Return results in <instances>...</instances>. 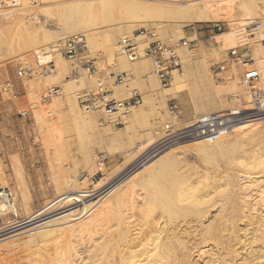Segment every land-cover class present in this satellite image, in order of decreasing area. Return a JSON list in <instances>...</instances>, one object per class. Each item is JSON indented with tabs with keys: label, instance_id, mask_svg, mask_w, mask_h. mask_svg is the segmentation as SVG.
<instances>
[{
	"label": "bare ground",
	"instance_id": "6f19581e",
	"mask_svg": "<svg viewBox=\"0 0 264 264\" xmlns=\"http://www.w3.org/2000/svg\"><path fill=\"white\" fill-rule=\"evenodd\" d=\"M22 1L26 2L25 0L15 1V10L22 9ZM60 1L61 0L58 2ZM134 1L142 2L143 7L140 6V4H134ZM189 1L195 2L196 0ZM54 2L56 3L57 1ZM186 2L188 1L74 0L70 3L67 2V6H64L67 7L68 10V18L66 20L67 26H65L67 27L68 33L78 31L83 33L86 32L88 34V41L92 46L95 45L99 39H102L101 33L103 31H100V27L104 24H108L107 20L110 17L112 18L111 14H113L114 11L117 14L116 16L124 17L126 14H128V16L133 15L136 18L138 16L137 19H140V21L116 22L115 16L113 19L114 22H111V26H109L111 27L110 30L108 28V32L106 33L108 43H110L109 41L111 40L114 42V39L118 35H125V33L130 34L135 30L136 26H140L142 19V22H154L158 20L156 18H163L162 22L158 21V23H162L160 26L162 25L163 27L159 29L160 26H156L159 31L162 29L161 31L164 32V37L166 39H171L170 37L173 36V34L168 35L167 28L171 30L174 29L181 35L184 26L194 25L200 22H221L225 25V30L214 34L213 42H211V45L214 46L212 52H206V46L203 44L199 48L195 60L201 62L206 70L208 68V57L211 58L210 54L212 57L218 55L222 56L224 55V51L230 48L236 46L240 47V45L244 44L252 45L256 57L255 65L260 73V78L258 77L259 82L257 84L264 86V0H200L198 1L200 7L192 10V12L189 11V14H186L187 10L179 9L178 7L179 5L186 4ZM95 3L100 5L98 10L92 9ZM112 5H116L113 12L111 10ZM62 7L63 6H61V8ZM116 9H118V11ZM172 10L180 12L178 17H171L168 14L165 18L163 13H169L170 11L172 12ZM247 27L250 28L248 29ZM45 32L46 31H44V33ZM24 33H21L23 38ZM39 34L41 35L42 33L39 32ZM42 35L43 37L45 36L44 34ZM33 36L36 37V33H34ZM47 36L46 34V38ZM140 36L141 35L137 37ZM25 37L26 38L22 41L20 40L19 43L23 48L29 47L31 42L35 43V39L32 38V36L30 38V36L25 35ZM175 37H178V34ZM36 40L40 41L39 39ZM171 40L173 41V39ZM10 42L7 43L11 44ZM97 44L99 45V41ZM109 45L111 46V44ZM113 45L112 43V46ZM142 46L144 47V45ZM41 51L42 49H37L35 51L37 53L36 57H38L40 62L42 61L41 63H45L49 57L52 59L51 53L49 54V52ZM52 53H54L56 59L57 70H63L66 65L62 62L64 61L63 56L54 50H52ZM182 55L186 61H191L190 54L185 50L182 51ZM118 58L119 64H117L119 66H117L120 70H129L132 68L145 69L144 71L148 73L149 83L159 87L154 73L151 68H149L150 63L147 58L129 62L121 51H118ZM48 73L50 72L43 74L46 81L48 79L57 80L58 77L60 78L58 72H52L54 74ZM129 77L132 76L127 75L125 81L120 85L118 84L115 89L116 94L121 98H124L123 96L128 88ZM208 80L211 84L213 83L211 81L212 79L210 80V75ZM238 80V76L235 78H225L223 82L220 81V84H216L213 92H215L219 98H221L222 95H227L230 105L239 106L244 98V87L240 85V81ZM181 82V75L174 73L170 87L163 90V92L157 96L158 100L163 103L165 100V93L174 90L177 91L180 88L179 85ZM150 84L142 85L145 88ZM224 99H226V97H224ZM262 100L254 99V107H264V102H262ZM52 104L57 105L58 99H54ZM76 104L77 103H71L69 108L73 115V119L75 117L77 123L80 121L84 127H94V116L91 114L93 112L90 113L85 111L87 113L83 114ZM49 105L47 107H49ZM246 106L248 109L252 107L250 103ZM47 107L37 108L36 113L34 112L37 118L35 120L49 123L47 125L48 130L46 134L54 145H56V149L58 148L60 151L62 130L59 123H57V119L56 121L54 119L52 121L54 117L51 118L49 115L50 111L47 110ZM142 107L143 104H140L139 108L131 112L129 110L125 112L122 109H118L116 112L112 113V116L113 114L114 117L120 115L125 120H134L144 114ZM261 110H263V108ZM257 119L248 123V126L241 125V127L237 124L239 128H237L236 134L245 135L247 132L249 133V131L261 128L264 123V115H260ZM36 124H38V122ZM203 125H201L203 126L202 128L193 131L181 132V130L174 135L169 134L170 136H166L161 138L158 142H155L151 150L146 153L143 152L144 156L139 158V160L137 158L136 160L138 161L125 171V174L127 172L128 174L123 179L122 177L125 174L122 171L125 168L117 171H109L112 173H106L105 169L101 166L99 171L102 173V177L94 182L97 185L94 186L93 189L98 191L105 187L102 191H106V197L103 200L104 204L98 209L97 206L91 204V202L87 203L84 200L85 193L80 192L65 196L49 211L38 214L29 213L28 218L18 223L13 220L10 221L7 227L0 228V240L6 238L11 239L7 241L4 240L5 242L2 241L4 243L1 242L0 253H4V249H8L11 245L14 246L13 243L15 241L17 242V239L19 241V239L22 238L29 242V240H31L30 238L37 235L39 239L33 240L32 238V242L30 241L32 243L31 246H46V249L51 246L53 250L51 254L49 253L50 250H48L49 254L47 253V256L43 258L42 264H85L88 258L89 260L90 258L93 259L92 264H261L264 260V232L263 229H261L264 227V222H262V219H264L263 155L255 158L252 164L253 169L255 167L258 168V170L256 168L257 172L260 174L258 176L252 175L251 172H247L246 170H248V168H243L247 167V165L244 166L243 159L238 160L236 166L239 169L231 167L235 168L231 170V168L226 165L222 167V170H217L218 173L214 174L213 177L209 176L211 174L207 173L209 175L204 176V179H202L201 175L196 184L200 186L203 185L202 187L198 186L202 189L199 188L200 191H198L195 184L197 191L201 195H194L195 197L192 199L189 198V200L185 198L182 200L179 196L184 190L189 188L195 189L193 185L195 181L185 187H180L179 182L182 180L180 177L181 174L175 168V164L181 160L180 154L189 150L207 154L210 146L213 147L219 144L218 137H223L227 133L222 132L220 128L210 129V126H207L208 124ZM83 126L82 129H84ZM231 127H233V125H231ZM38 130H41V128ZM232 141L234 142L233 139ZM177 148L180 149V151L175 153L174 151H177L175 150ZM251 149L252 148L247 152L249 153ZM230 151L228 153H231ZM255 153L256 152H254V154ZM251 154H253V152ZM238 157L239 159L243 158H240V156ZM247 159L249 158H246V162ZM14 160V162H16L14 166L17 168V173H15L17 174L18 187L20 188L22 197H24L27 193L23 176L24 173L21 172L20 165L18 166V160ZM142 162H145V165L138 167ZM231 163L235 164L233 161ZM99 165L102 164L100 163ZM2 179L4 180V178H1V180ZM3 187L8 186H3L1 184L0 189ZM8 188L11 190L10 187ZM11 192L13 195L12 190ZM135 196L139 197V199L137 197L138 201L134 198ZM181 200L188 201L184 203L181 202L182 204H180ZM11 206L13 207L11 208ZM9 211H12L13 215H17L14 195L13 205L7 206L0 202V212L2 214H7ZM83 215H85L84 218H82ZM53 217L56 219V223L52 221L50 223H55V225H53L54 227L50 228V230H48V228L42 231L41 227H43L45 223H48L49 219ZM73 221L77 222L73 223ZM39 228H41V230L37 232ZM23 242L20 244H23ZM28 244L26 245L28 246ZM7 251L8 250H6V252ZM236 256H239L237 260ZM42 257L43 256L40 258Z\"/></svg>",
	"mask_w": 264,
	"mask_h": 264
},
{
	"label": "rangeland",
	"instance_id": "374dc122",
	"mask_svg": "<svg viewBox=\"0 0 264 264\" xmlns=\"http://www.w3.org/2000/svg\"><path fill=\"white\" fill-rule=\"evenodd\" d=\"M25 1L26 2L22 1L23 4L21 10L5 13V15L4 12L0 10V152L2 153V157L0 159V185L2 184L3 186L11 188L15 199V207L17 209L16 216L11 213L2 214L0 212V221L4 223V227H7L10 224L9 222L12 220L16 221V223L25 220L29 217V213L38 214L49 211L65 196L80 192L85 193L84 200L87 203L91 202V204L96 205L98 209L104 204L103 200L106 197V191H102L105 187L99 189L98 191L93 189V187L97 185L94 182L98 181L100 177H102V173L99 171L101 166L105 169L106 173H112L109 171H117L125 168L122 171L125 174V171L131 168L133 164L139 160V158L144 156V153L151 150L155 145V142H158L161 138H164L172 133H177L181 130V132L193 131L202 128L204 126L203 124H208L207 126H210V129L220 128L222 132L227 133L223 137H218L219 144L214 145L213 147L210 146L207 154H202L201 152H196L194 150L185 151L180 154L181 160L175 164L176 170L181 174L180 177L182 180L179 182L180 187H185L195 181L193 185L196 189L193 190L189 188L182 191L183 193L181 192L179 195L182 200L184 198L189 200V198H194V195L198 196L200 194L198 191H200L199 188L203 185H197L196 182L201 175L202 179H204V176H208L209 174H211L209 176L213 177L214 174L218 173L217 170H222V167L226 165L230 168H237L236 162L238 160L243 159L244 166L247 165V167L243 168H248V170L243 168L241 169L251 172L252 175H260L257 172L258 168L254 166L255 168L253 169L252 164L255 158L262 155L264 156V123L262 126L263 128L261 127L259 129L249 131V133L247 132L245 135L236 134V130L239 128V125L248 126V123L259 118L260 115H264V107H254L255 104L253 105V101L250 96V89L241 80L242 69L237 62L229 59L228 50H225L224 55L221 54L222 56L218 55L212 57L210 54L211 58L208 57L207 71L201 62L195 60V56L203 44L206 46V52H212V48L214 47L211 45V42H213V36L214 34L225 30L224 24L221 22H200L194 25L184 26L182 28L183 31H181V35H179L176 30L167 28L168 35L173 34L174 36V38L173 36L170 37L173 39L172 41L171 39H166L164 37V32L161 31L162 29L159 31V29L163 26H160L162 23H158V21L162 22L163 18H156L158 19L155 20L156 22H142V19L140 26H136L135 30L130 33L133 35H130L129 33H125V35L123 34L124 36L118 35L119 37L116 36V40L114 39V42L111 40L109 41L110 43H108L106 33L108 32V28L110 30L111 27L109 26H111V22H114L113 19L117 15L115 11L113 12L116 5H112V18L110 17L107 20L108 24L103 23L104 25L101 24L103 26L100 27V31L103 32L101 33L102 39L98 40L99 45L97 44V41L95 45L91 46L86 32H67L66 20L68 18V10L67 7L64 6H67L68 3L73 2L74 0H61L62 2H58L59 0ZM54 1H57L58 3H55ZM186 1H188L186 4L178 6L179 9L187 10L186 14H189V11L192 12V10L200 7L198 4V1L200 0H196L195 2H191L189 0ZM139 2L140 1H134V4H140V6L143 7V3ZM61 6L63 7L61 8ZM99 6L100 5L98 3H95L92 9L98 10ZM116 10L118 11V9ZM179 13L180 12L177 10H172V12L170 11L169 13L163 14L165 18L168 14L171 17L176 18ZM8 17L11 18L9 19ZM134 17L135 16L133 15L128 16V14L124 15V17L116 16L115 21H140V19H137L138 16L137 18ZM156 25L158 27L160 26L159 29ZM10 27H14L12 28L14 30ZM139 28H154L156 31L158 30V35L165 44L176 45L177 52L181 60V68L174 72L181 75L182 82L179 85L180 88L177 91L174 90L169 91L168 93L166 92L163 103L158 100L157 96L160 95L163 90L170 87L171 83L166 88L160 86L154 73L151 60L141 51V49L145 47V37L140 36L134 38V41L139 44V49L141 51L140 55L135 60H128L125 55H123L129 62L140 60L141 58H147L150 63L149 68H151L154 73L159 87L149 83L148 73L147 71H144L145 69L132 68L129 70H120L118 67V51L120 52V49L117 46H119V41L123 37H134L136 34L135 31ZM247 28L249 29L250 27ZM44 31L48 32H45L48 35L47 38ZM33 32L36 33V37L33 36ZM39 32L45 36L43 37L41 34V37ZM21 33H24V38ZM77 34H83L85 37L87 36V50L82 52L77 59H69L68 57L62 55L64 60L62 62L66 65L63 70H57L56 59L54 57V53H52L53 49L50 51V48L56 45L60 40H64L67 37ZM177 34L178 37H175ZM25 35L30 36V38L32 36V38L35 39V43L31 42L29 47L27 46L23 48L21 44V46L19 45V43L20 40L22 41L26 38ZM181 38L196 39L198 45L195 49L190 51L185 46L177 44ZM36 39H39L40 41ZM5 41H11V44H8ZM112 43L115 45H113L114 47L112 46ZM109 44H111V46ZM142 45H144V47ZM240 47H245L249 50L253 58V66L258 72L255 65L256 57L252 45L244 44L240 45ZM37 49H42V51L52 54L51 58L54 64L52 72L59 73L60 78H57L58 82L56 79H48L49 81H46L44 75L40 73L32 77H17V68L20 61L26 60L34 65L37 61L40 62L39 59H36L37 53L35 51ZM183 50L190 54L191 61H186L183 58ZM216 57L219 58L217 59ZM85 59H94V70H87L85 65H82V62ZM216 65L222 66V69L216 70ZM52 72L48 74H54ZM121 72H124V78L119 85L125 81L127 75L132 76L128 78L129 85L126 89L125 95L123 96L124 98L118 96L115 91L118 84L114 82V76L115 74ZM258 74L260 78V73L258 72ZM209 75L210 80L212 79V84L208 80ZM237 76L239 79L238 81H240V85L244 87V98L239 106L230 105L227 95H222L221 99L215 92H213L216 84H220L225 78H235ZM7 80H11L13 82L12 89L5 88L3 86V83ZM258 82L259 81L256 82V87L262 90V102H264V86L257 84ZM141 83L145 85L150 84L152 86L149 85L144 88ZM134 89H136L141 96L142 102L140 104H143L142 110L144 113L142 116L134 120H125L120 115H116L114 117V114L113 116L112 113L111 115L106 114L103 110L90 111V113L93 112L91 114L94 116L95 126L84 127L79 120V123H77V119H75V117V120L73 119V115L69 109L71 103H77L76 105L82 113H87L81 106L79 99V95L84 92L96 93L99 90H107L109 98L122 101L127 99ZM224 97H226V99H224ZM54 99H58V106L55 104L54 106L52 104ZM171 102L177 104L175 112H171L169 109ZM244 103L246 105L250 103L252 106L251 109H248ZM140 104L130 108L129 111L131 112L132 110L139 108ZM48 105L49 107H47ZM44 106L47 107L48 111H50L49 115L51 118L54 117L52 118V121L53 119L55 121L57 119V123H59L61 127L62 138L60 140V151L58 148L56 149V145H54L52 140L49 139L46 134L48 130L47 125L49 123L35 120L37 119L35 116L37 108ZM262 108L263 110H261ZM116 119H120V123L115 124ZM37 122L38 124H36ZM231 125H233L236 129L231 127ZM82 126L84 129H82ZM40 128L41 130H38ZM246 141L249 143L247 144ZM223 147L224 149L226 148L225 151ZM249 147L252 148L249 152L250 154L247 152L250 149ZM175 150H177L174 151L175 153L180 151L178 148ZM229 151L231 153H228ZM252 152L253 154H251ZM254 152L256 153L254 154ZM238 156L243 158L239 159ZM137 158L138 160H136ZM246 158H249L247 159L249 164L246 162ZM14 159L18 160V166L20 165L21 172L24 173L25 189L27 192L25 195L26 197H22V193H20L21 191L18 187L16 174L17 168L14 166V163H16L14 162ZM232 161L235 162V164L233 163L234 166L231 163ZM145 162H142V164L138 165V167L144 166ZM100 163L102 165H99ZM235 168H231V170ZM127 174L128 172L123 175L122 179L127 176ZM1 178H4V180H1ZM165 180L169 181L168 179ZM137 197L138 196H135L134 198L137 199ZM182 200L180 201V204L188 201ZM85 215H83L82 218H84ZM51 221L56 223V219L54 217L49 219L48 223H45V225L48 226L43 225V227H41L42 231H45V229L48 228V230H50V228L54 227L53 225H55V223L52 224L50 223ZM74 222L77 221H73V223ZM262 222H264V219H262ZM41 228L37 229V232H39ZM261 229H263L264 232V227ZM32 238L33 240L39 239L37 235H34ZM32 238L30 239L32 240ZM20 239L19 241L23 240L22 238ZM4 240L7 241L11 239L6 238L0 240V244L4 243ZM31 240H29V242L23 240V244H20L22 242H19L17 239V242L15 241L13 243L15 247L11 245V248L9 247L8 249H4L5 252L3 251V255L0 253V264H37L38 262H40L38 264H42L43 258L46 257L49 252L48 250H50V254L53 250L51 246L47 247V249L46 246H31ZM26 244H28V246ZM6 250L8 251L6 252ZM41 256L43 257L40 258ZM238 258L239 256H236V260ZM92 262L93 259L90 258L89 260L88 258V261L85 262V264H92ZM263 263L264 260L261 264Z\"/></svg>",
	"mask_w": 264,
	"mask_h": 264
},
{
	"label": "built area",
	"instance_id": "2783aa9c",
	"mask_svg": "<svg viewBox=\"0 0 264 264\" xmlns=\"http://www.w3.org/2000/svg\"><path fill=\"white\" fill-rule=\"evenodd\" d=\"M15 0H1L0 10L5 13H11L15 11ZM134 37H123L119 41V48L122 54L128 60H135L140 52L151 60L154 73L161 87L166 88L170 85L173 72L181 68V60L177 52L176 45L165 44L159 37L158 32L154 28L146 29L139 28L136 31ZM145 37V47L140 51L139 44L134 41L137 36ZM179 45L185 46L188 50H193L197 47L198 42L196 39L181 38L179 40ZM88 48L87 39L83 34H77L67 37L64 40H60L56 45L52 46L53 49L59 52L61 55L68 57L69 59H77L80 54L86 51ZM43 52V51H41ZM37 56V55H36ZM229 59L237 62L241 69V80L250 89V96L254 103V99L262 100L263 92L260 88L256 87V82L258 81L259 74L253 66V58L249 50L245 47H234L228 49ZM38 59V57H36ZM87 70H94V59H85L82 62ZM54 69V64L52 59H48L45 63H35L27 62L26 60L20 61L17 68V77H32L38 73L45 74L51 72ZM216 70L222 69V66L216 65ZM124 72L117 73L114 76V82L119 84L123 81ZM5 88H13V82L7 80L3 83ZM81 106L85 111H105L106 114H111L116 112L118 109L123 111H128L130 108L139 105L142 102L139 92L134 89L131 95L122 101H118L113 98L108 97L107 90H99L96 93L84 92L79 95ZM177 104L174 102L170 103L169 109L171 112H175ZM120 123V119L115 120V124ZM180 132V131H179ZM173 135L175 133H172ZM170 134V135H172ZM167 135V136H170ZM175 138V136H174ZM2 153L0 152V159ZM0 202L9 206L13 205V195L8 187H3L0 189ZM13 206H11L12 208ZM8 213L13 214L12 211ZM4 223L0 221V228H4Z\"/></svg>",
	"mask_w": 264,
	"mask_h": 264
}]
</instances>
